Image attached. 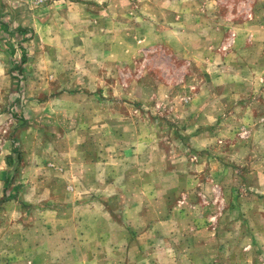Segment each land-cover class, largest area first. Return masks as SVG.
<instances>
[{
	"label": "rangeland",
	"instance_id": "obj_1",
	"mask_svg": "<svg viewBox=\"0 0 264 264\" xmlns=\"http://www.w3.org/2000/svg\"><path fill=\"white\" fill-rule=\"evenodd\" d=\"M207 74L255 102L264 0H0V264H264V115L184 114Z\"/></svg>",
	"mask_w": 264,
	"mask_h": 264
},
{
	"label": "crops",
	"instance_id": "obj_2",
	"mask_svg": "<svg viewBox=\"0 0 264 264\" xmlns=\"http://www.w3.org/2000/svg\"><path fill=\"white\" fill-rule=\"evenodd\" d=\"M178 5V4H177ZM175 10H178L176 11V22L172 23L174 24L176 27L174 28L175 30V33L176 35L174 37L171 38L172 42H171V48L173 49V54H177L179 56L182 57H185V56H188V52H191L187 51V53L184 50L185 48V44L187 46H189V43L190 41H194L196 40V42H200L202 41V51L205 53L207 48H208V43H205V39L203 40H198L197 39V35L194 33V30L193 31H183L182 28L180 27L181 26V18H180V15L182 14V10L179 9V7H176ZM109 16L107 15V20L106 22H109ZM202 39V38H200ZM207 42V41H206ZM209 42V41H208ZM195 45V43H194ZM197 45V43H196ZM179 57L175 56L174 57V60H178ZM174 63H176L174 61ZM205 70V69H204ZM217 76V75H215ZM208 78H210V75L207 74V76H205L202 80H203V83H202V87L201 89H199V91L197 92V94L194 96V98L191 100V103L188 104V109L185 111L184 114H190V115H193L195 116V120H198L197 118L199 117L201 119V121L205 124L207 123L208 121H206V114L207 113H210L211 112V107L213 110H216V112H220L221 108L223 105H227L229 102H232V98L233 96L236 97L237 101L234 102L236 103V105H238L242 111V116H248L247 113H244V111L246 110V108H248V106L251 104L254 108V115L256 117H261V115L263 114L264 115V89L260 90L259 92L254 93L253 96L256 98L255 99V102L253 101H249V100H245L246 98V93H234V94H231V93H226L224 92L220 87H212V85L210 86V84H208ZM218 84V83H217ZM207 85V87H205ZM213 96V98H212ZM212 99H211V98ZM216 97V107L215 105L213 104V101ZM261 109H263V111H261ZM199 119V120H200ZM198 120V121H199Z\"/></svg>",
	"mask_w": 264,
	"mask_h": 264
},
{
	"label": "built area",
	"instance_id": "obj_3",
	"mask_svg": "<svg viewBox=\"0 0 264 264\" xmlns=\"http://www.w3.org/2000/svg\"><path fill=\"white\" fill-rule=\"evenodd\" d=\"M15 1H24L32 5H41L46 3L48 0H15ZM185 100H187V97L185 98Z\"/></svg>",
	"mask_w": 264,
	"mask_h": 264
}]
</instances>
